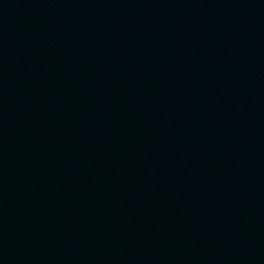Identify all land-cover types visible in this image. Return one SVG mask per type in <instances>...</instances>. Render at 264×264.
I'll return each instance as SVG.
<instances>
[{"label": "water", "instance_id": "95a60500", "mask_svg": "<svg viewBox=\"0 0 264 264\" xmlns=\"http://www.w3.org/2000/svg\"><path fill=\"white\" fill-rule=\"evenodd\" d=\"M0 264H264V0H0Z\"/></svg>", "mask_w": 264, "mask_h": 264}]
</instances>
